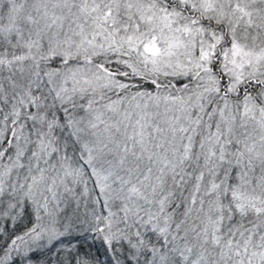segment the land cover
I'll use <instances>...</instances> for the list:
<instances>
[{
    "label": "snow or ice",
    "instance_id": "1",
    "mask_svg": "<svg viewBox=\"0 0 264 264\" xmlns=\"http://www.w3.org/2000/svg\"><path fill=\"white\" fill-rule=\"evenodd\" d=\"M0 264H264V0H0Z\"/></svg>",
    "mask_w": 264,
    "mask_h": 264
}]
</instances>
